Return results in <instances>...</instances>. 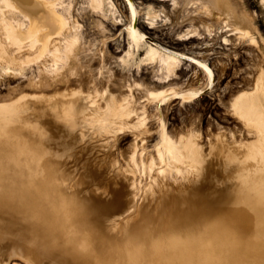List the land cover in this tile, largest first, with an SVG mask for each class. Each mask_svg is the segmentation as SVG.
Here are the masks:
<instances>
[{"label": "rangeland", "instance_id": "1", "mask_svg": "<svg viewBox=\"0 0 264 264\" xmlns=\"http://www.w3.org/2000/svg\"><path fill=\"white\" fill-rule=\"evenodd\" d=\"M112 1L115 7H109L108 0H104L103 12L92 14L89 12V0H73V15L80 25L81 50L77 55V66L70 65L71 74L64 68L60 78L53 77L52 63L42 59L37 63L21 64L23 70L18 71L19 76L5 74L0 67V116L7 111L12 117L10 123L0 119V140L7 147L10 169L20 179L27 181L33 176H43L47 170L42 171L39 167L29 169L28 165V156L37 154L31 151V146L40 140L36 126L38 115L19 105L26 101L59 100L69 103L76 100L75 104L82 111H77L74 116V128L68 129L72 135L67 136L65 144L59 148L53 143L43 160L55 168L56 173H63L62 181L70 191H82L86 171L90 167L104 169L111 179L119 183L116 185L119 195L124 194L123 188L130 191V198H136V202L118 218L120 222H115L108 229L110 235L119 237L125 224L139 219L137 209L140 204L139 216L147 215L142 219L145 226L163 229L161 222L168 221L173 214L170 208L158 207L162 198L170 192L185 194L201 178L194 179L186 173L180 177L176 170L159 165L155 145L164 141L166 128L175 141L180 137L194 136L197 144H190L189 150L194 149L192 153L196 157L201 156L198 151H202L213 168L219 169L221 174L226 173L228 183L240 182L239 174L251 180L264 174L261 163L252 160L233 162L230 157L231 151L243 156L246 145L253 144L256 139L254 132L233 113L231 105L239 93L252 90L260 74L261 62L264 61V48L261 47L264 39H260L264 37V9L260 8L257 0H222L223 12L211 11L209 0H178L176 8L168 2L165 17L149 26L145 8L147 5L156 6L155 0H133L136 13V6L142 7L136 21L137 32L142 37L147 35L156 46L197 58L214 73L208 78L199 65L185 57L172 80L161 83L159 80H164L167 73L159 63L142 69L121 65L120 58L127 50L126 28L131 26V10L134 8L126 0ZM158 5L156 8L161 9ZM233 13L237 14V20L228 19L229 28L224 29V17ZM235 28H240L241 33L252 34L257 45L242 40L241 33H233ZM194 30L201 36L180 39V35ZM133 49L138 54L140 43ZM213 77L214 82L210 85ZM136 85H140L139 89ZM105 90L108 97L99 98ZM162 90L178 92V97L167 105L148 100L150 93ZM193 91L203 92L196 99L182 102L184 94ZM93 96H97L94 106L90 105V100L95 98ZM128 100L134 109L130 118H124L119 112H106L110 104ZM6 106L13 109L3 110ZM142 116L146 123L139 128ZM59 119L58 124L65 125ZM75 142L76 146L88 148L94 157L76 152ZM18 154L23 163L14 160ZM188 166L184 170L189 171L191 165ZM166 169H170L172 176L165 177ZM224 181L222 179L218 184L224 185ZM107 216L105 213L106 222ZM107 224L110 225L109 222ZM3 252L0 250V255H4ZM15 260L19 261L20 257L15 255L10 259ZM22 262L28 264L24 260Z\"/></svg>", "mask_w": 264, "mask_h": 264}, {"label": "bare ground", "instance_id": "2", "mask_svg": "<svg viewBox=\"0 0 264 264\" xmlns=\"http://www.w3.org/2000/svg\"><path fill=\"white\" fill-rule=\"evenodd\" d=\"M208 1V0H207ZM134 8L135 3L133 0H126ZM168 2L173 0H155V5H147L145 8V16L147 24L153 26L158 19L165 17L166 10L165 7ZM104 0H98L99 11H95L90 5L93 4V0H89V12L92 14L103 12L104 10ZM161 9H157L159 6ZM176 8L179 5V1L175 0ZM51 5V7L49 6ZM60 5H66L67 7H60ZM112 7L115 4L112 1ZM209 7L211 11L218 10L223 12L225 6L222 0H209ZM137 13L136 17H132L131 10V26L126 28V44L127 50L125 54L120 58V63L124 67L135 66L138 68H143L149 64L159 63L162 68L166 71V76L164 80H159V82H169L172 80V76L176 75L181 59L188 58L196 65L201 63L205 64L201 60L194 58L192 56L185 55L183 53L173 51L164 47H159L148 40V36L143 39H139L141 34L137 32L136 21L138 15H140L142 7L136 6ZM135 9V8H134ZM74 2L70 0L66 2L65 0H0V43L4 42V38L7 35V30L10 28H15L17 31L27 32L31 30L33 32L40 31V37L44 39L47 35H51L53 38L44 44V40L41 39V43L37 45L35 51H29L27 46L21 51H14L8 49L7 47L0 49V67L5 74L16 73L23 70L22 65L31 64L33 58L38 57V54L43 50L44 47L47 51L43 53L42 58L38 60H48L53 66V77H59L62 70H66L71 74L72 68L71 64L77 66L76 59L79 51L81 50L79 42V23L74 18ZM138 14V15H137ZM238 16L236 13L228 14L224 17V29L229 28L227 26V20L233 19L237 20ZM63 22L64 27L61 31L60 36H56L55 32L52 31V27L55 26L57 30H60L61 23ZM131 28L134 31L130 32L128 29ZM195 32L196 35L192 33ZM135 33V34H134ZM233 33H241L240 28H235ZM242 34V33H241ZM181 36L186 37V39L195 38L194 36H201L196 30L184 33ZM3 39V40H2ZM182 39V40H186ZM76 40L77 43L72 47L70 54L65 55V43L64 41ZM137 43H140V49L138 54L136 50L133 49ZM257 45V44H256ZM26 52V54L24 53ZM59 53V56L56 53ZM20 65V66H16ZM206 65V64H205ZM208 66V65H207ZM123 67V68H124ZM209 67V66H208ZM122 68V69H123ZM210 68V67H209ZM48 70L46 69V72ZM43 71V73H46ZM212 74L214 75L213 71ZM214 82V77L210 85ZM257 82H260V90L258 92ZM203 91L200 92V95ZM258 92L255 100L253 101L250 97L246 96V93ZM156 94H163L159 100H155L150 95L149 101L159 102L160 105H167L169 101L173 98L178 97L175 91L162 90L158 92H152ZM78 95V93H75ZM184 94L182 102H188L191 99ZM199 95V96H200ZM264 95V81H261L260 74L257 77L256 83L250 91H243L239 93L233 100L231 108L235 115L254 133H259V128L256 126H249L246 120L241 119L242 115H245V109L254 108L256 114L259 115L260 109V96ZM195 97L194 99L198 98ZM92 97V96H88ZM90 100V105H95L97 102L96 97ZM99 98H107L108 92L105 90L101 93ZM237 107H233L237 104L238 98H241ZM131 99V98H130ZM161 100L163 102H161ZM76 100L72 102L65 103L59 100L50 102L48 100H43L37 103L22 102L19 107L23 109H31V114H36L39 118L37 123V130L39 132V143H42L47 153L52 144L62 146L65 144L67 136H71L72 133L68 130L70 127L66 125H60L57 122V118L65 116H75L77 111H82L78 104H75ZM3 110L13 109L12 106H6L2 108ZM119 112L124 118H130L134 109L131 105V100H128L116 104L112 103L107 109L109 112ZM11 111H9L10 113ZM35 118V117H34ZM145 117L142 116L140 119ZM161 118V117H160ZM37 119V118H35ZM12 117H9L7 122H11ZM37 121V120H36ZM162 121V118L160 122ZM161 125V123H160ZM75 120L73 126L74 128ZM34 129V128H33ZM46 134V135H44ZM0 135L2 131L0 129ZM166 137L164 141H160L155 145V152L157 159H159V165H167L170 169L176 170V175L184 177V173L188 174L194 179L200 180L193 184L190 190L185 194H176L175 192H170L167 196H164L159 203V208H170L172 210V217L168 221H162L161 227L163 229L171 230H185L187 228H192L196 226L201 219L206 216L215 215L218 213H227L239 232L242 234H250L254 230V216L251 211L249 201L246 196V186L249 185L251 179L243 174H239L238 177L242 178L240 182L236 184L226 182V173L221 174L219 169L213 168V164L207 161L202 153L201 156L196 157L193 151L189 150V145H196L197 141L194 136H188L183 140H173L166 128ZM1 138V136H0ZM57 141V142H56ZM71 143V142H69ZM250 145H246V151L243 156H239L235 151L230 152V157L233 162L238 161L240 163L246 160H252L257 163L264 165V154H255L251 151ZM26 146V145H25ZM188 148V149H187ZM51 152V151H50ZM240 153V152H239ZM45 153H40L32 156H28L30 163L29 169H35L37 167L41 168L42 171H55L51 165H48L44 159ZM18 162H24L20 154L14 157V160ZM230 160V161H231ZM156 161V160H155ZM158 162V161H157ZM156 163V162H155ZM153 164V162H152ZM184 165V166H182ZM190 167H189V166ZM188 166V170H184V167ZM164 169V168H163ZM166 169L165 177L172 176V172ZM97 170L99 173L96 176L91 175V172ZM163 171V170H162ZM168 172V173H167ZM189 172V173H187ZM62 174L59 173L58 179L62 180ZM87 176H85V187L82 191H72L79 199L85 201L89 205L90 215L88 217V222L94 227L96 233V248L98 251H103L105 248L104 241L114 240L118 238L117 235L109 233V228L112 224L120 222L118 219L124 216L129 209V206L136 202V198H130V191H124L121 196L118 193L119 187H116L119 183L111 179L108 173L104 169L99 167H90L86 171ZM133 177V175H132ZM136 177V175H135ZM224 179V185H219L220 180ZM90 180L94 181L91 182ZM21 181H23L21 179ZM227 184V185H226ZM101 187V190L98 188ZM64 190H69L68 187L64 186ZM84 192H87L84 193ZM117 201L120 203L119 208H123V213L114 215L118 212L119 208L111 206L109 202ZM141 205V204H140ZM140 205L137 209L136 219H132L122 228L121 234L129 229H134L137 227H144L143 218L145 214L139 216L141 212ZM162 206V207H161ZM140 209V210H139ZM108 213L107 224L104 218V214ZM131 214V213H130ZM128 220V219H127ZM126 220V221H127ZM115 224V225H116ZM130 227V228H126ZM125 228V229H124ZM9 235H12L10 237ZM27 239V241H26ZM87 239L81 240V246L85 247L87 245ZM0 250H3L4 255H0V264H24L22 261H26L28 264H38L37 258L44 256H50L58 258L64 264H85V261L75 255L70 249L65 248L63 245L58 244L52 237L39 232L34 224L20 213L15 207L4 205L0 206ZM2 252V251H1ZM39 253V254H38ZM19 256V261H10L11 257Z\"/></svg>", "mask_w": 264, "mask_h": 264}, {"label": "clouds", "instance_id": "3", "mask_svg": "<svg viewBox=\"0 0 264 264\" xmlns=\"http://www.w3.org/2000/svg\"><path fill=\"white\" fill-rule=\"evenodd\" d=\"M8 118L7 111L0 116L5 122ZM59 120L70 128L74 123L73 116ZM254 135L251 151L264 154V136ZM31 151L47 154L42 143L32 145ZM9 159L0 140V206L15 207L39 232L70 249L85 264H264V174L246 186L255 225L250 234L239 232L227 213H218L191 229H129L114 240L106 239L104 250L98 251L95 229L88 222L89 205L64 190L55 171L21 181L10 169ZM83 239L88 241L85 247Z\"/></svg>", "mask_w": 264, "mask_h": 264}, {"label": "snow or ice", "instance_id": "4", "mask_svg": "<svg viewBox=\"0 0 264 264\" xmlns=\"http://www.w3.org/2000/svg\"><path fill=\"white\" fill-rule=\"evenodd\" d=\"M257 3L260 5L261 9H264V0H257ZM108 5L109 7H112V0H108ZM51 7V5H49ZM131 6V4L129 5ZM173 6H176L175 4V0H173ZM60 7H67L66 5H60ZM90 7H93V9L95 11H99V5H98V0H93V4L90 5ZM201 7H203L201 5ZM132 17L135 18L136 17V11L135 9H133L132 11ZM64 24L63 22L61 23V27L60 30H57L55 28V26L52 27V31L55 32L56 36H60L61 35V31L63 30ZM130 32H133L134 30L129 28L128 29ZM135 34V33H134ZM193 35H196L195 32L192 33ZM53 37L51 35H47V38L44 39L43 37H40V31H31L28 30L26 33L22 32V31H17L15 28H10L7 30V35L4 38V42L0 43V49L7 47L8 49L14 50V51H21L25 48V46H27L29 51H35L37 48V45L41 43V39L44 40V44H47L48 40H51ZM241 38L242 40H246L248 42H250L252 45H256L257 44V39L253 38V35L248 33V32H244L241 34ZM139 39H143L142 36L139 37ZM180 39H186V37L181 36ZM260 39H264V37H261ZM66 47H65V55L70 54L72 47L75 46V44L77 43L76 40H72V41H64ZM225 44L228 43L227 40L224 41ZM262 48H264V45H261ZM47 51V48L44 47L43 50L38 54V57L33 58L30 62L31 63H37L39 58H42L43 53ZM57 56H59V53H56ZM264 55V54H262ZM194 63H196L194 61ZM199 67L207 74L208 78H211L212 76V69L209 68L207 65L201 63L199 64ZM13 75L19 76L20 73L16 72ZM255 75V73H254ZM260 77H261V81H264V61L261 62V67H260ZM210 86V85H209ZM137 89H139L140 85H136L135 86ZM257 89L258 92L260 90V82H257ZM258 92H251V93H246L245 95L250 97L253 101L255 100L256 96L258 95ZM150 95L152 96L153 99L155 100H159L160 97L163 94H156V93H150ZM190 99H194L195 97L200 95L199 91H193V92H188L186 94ZM242 99L238 98L237 100V104H234L233 107H237L239 100ZM161 102H163L161 100ZM125 103H127V101H125ZM241 119L246 120V122L249 124V126H256L259 128V133L264 136V95L260 96V109H259V115L256 114V110L254 108H247L245 109V115L241 116ZM144 123H146V121H142L141 123L138 124L139 128H143ZM179 139L183 140V137H180ZM161 175H163V172L161 173Z\"/></svg>", "mask_w": 264, "mask_h": 264}, {"label": "water", "instance_id": "5", "mask_svg": "<svg viewBox=\"0 0 264 264\" xmlns=\"http://www.w3.org/2000/svg\"><path fill=\"white\" fill-rule=\"evenodd\" d=\"M77 139H78V136L76 138V141H77ZM76 143L77 142H75V151L76 152H78V153H87L90 156L94 157L93 154H90L88 148H86L84 146H76ZM98 173L99 172L97 170H94V171L91 172V175L96 176ZM98 190H101V187H99ZM109 204L111 206L116 207V208L120 207V203H118L117 201L109 202ZM119 209H121V208H119ZM122 209L119 210L118 212H116L114 215H118L120 213H123L124 210H122ZM26 241H27V239H26ZM37 261H38V264H64L58 258L50 257V256H44V257H41V258H37Z\"/></svg>", "mask_w": 264, "mask_h": 264}]
</instances>
